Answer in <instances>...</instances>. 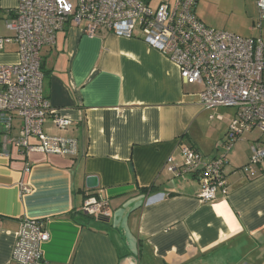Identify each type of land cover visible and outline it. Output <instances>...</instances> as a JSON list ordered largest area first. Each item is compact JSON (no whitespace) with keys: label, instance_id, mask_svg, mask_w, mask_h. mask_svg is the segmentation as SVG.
<instances>
[{"label":"crops","instance_id":"obj_1","mask_svg":"<svg viewBox=\"0 0 264 264\" xmlns=\"http://www.w3.org/2000/svg\"><path fill=\"white\" fill-rule=\"evenodd\" d=\"M17 1L0 0V38L13 35L6 21ZM164 1L174 0L152 8ZM194 13L213 29L242 37L258 31L264 46V19L253 29L256 0H196ZM17 50L4 41L0 65L16 63ZM40 54L44 95L71 120L63 130L44 128L75 139L78 154L30 153L23 175V157L0 150V264H18L12 252L27 218L41 219L49 235L37 264H264V163L253 177L241 170L251 143L264 136L252 131L234 142L227 196L201 203L180 145L203 162L215 158L234 112L203 106L202 86L183 83L177 65L138 37L88 36L69 22ZM88 176L97 188H87ZM21 181L31 188L25 195ZM89 193L106 199L107 219L81 212Z\"/></svg>","mask_w":264,"mask_h":264},{"label":"built area","instance_id":"obj_2","mask_svg":"<svg viewBox=\"0 0 264 264\" xmlns=\"http://www.w3.org/2000/svg\"><path fill=\"white\" fill-rule=\"evenodd\" d=\"M196 0L161 2L156 8L144 0H18L13 17L6 21L12 36L0 38L15 42L18 61L0 65V137L1 152L15 150L23 157L22 173L31 171L26 160L30 153L74 157L78 144L73 138L48 133L50 122L63 130L71 120L52 107L43 92L41 49L53 46L56 33L66 23L80 26L88 36L109 32L126 38L138 37L148 46L167 56L179 68L186 84H199L200 102L205 107H232L234 114L220 142L221 153L203 162L197 150L181 144L184 171L195 173L201 203L214 201L218 194L227 196L225 165L227 153L245 134L257 131L264 136V46L260 37H242L208 27L199 20ZM258 19L253 29H260L264 19V0H256ZM171 158L165 168L172 171ZM264 163V139L250 145L243 173L253 177L256 165ZM25 195L31 191L27 182L18 184ZM81 212L94 219L110 215L106 199L86 195ZM49 238L41 219L21 222L13 247L12 259L18 264H37L42 260L41 246Z\"/></svg>","mask_w":264,"mask_h":264},{"label":"rangeland","instance_id":"obj_3","mask_svg":"<svg viewBox=\"0 0 264 264\" xmlns=\"http://www.w3.org/2000/svg\"><path fill=\"white\" fill-rule=\"evenodd\" d=\"M73 5L76 3V0H69ZM149 6L154 7V5H156L158 2L163 1V0H144ZM220 9V8H218ZM217 11V9H216ZM252 26H250L251 28ZM225 30H229V29H225ZM253 36V37H259L262 34L257 32H251L249 33V35L247 36ZM224 109H222V111L224 112V114H226L227 116H231L232 113L234 112V109L232 107H223Z\"/></svg>","mask_w":264,"mask_h":264},{"label":"water","instance_id":"obj_4","mask_svg":"<svg viewBox=\"0 0 264 264\" xmlns=\"http://www.w3.org/2000/svg\"><path fill=\"white\" fill-rule=\"evenodd\" d=\"M86 186H87L88 189L97 188V186H98L97 177H95V176H88L86 178Z\"/></svg>","mask_w":264,"mask_h":264},{"label":"trees","instance_id":"obj_5","mask_svg":"<svg viewBox=\"0 0 264 264\" xmlns=\"http://www.w3.org/2000/svg\"><path fill=\"white\" fill-rule=\"evenodd\" d=\"M100 220H102V219H100Z\"/></svg>","mask_w":264,"mask_h":264}]
</instances>
